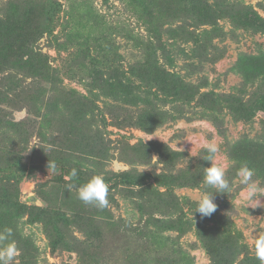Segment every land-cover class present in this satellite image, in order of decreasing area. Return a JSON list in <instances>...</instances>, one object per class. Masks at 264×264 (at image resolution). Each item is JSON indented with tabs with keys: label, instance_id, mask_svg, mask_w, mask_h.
<instances>
[{
	"label": "rangeland",
	"instance_id": "1",
	"mask_svg": "<svg viewBox=\"0 0 264 264\" xmlns=\"http://www.w3.org/2000/svg\"><path fill=\"white\" fill-rule=\"evenodd\" d=\"M253 16L264 20V0H0V231L13 230V264H161L173 249L184 264H216L234 244L246 249L231 264L256 258L264 207H245L238 183L231 195L214 194L219 238L200 234L191 207L216 191L202 182L211 166L205 139L218 143L230 182L244 143L255 144L251 168L264 184V81L243 75L253 71L249 59L264 55ZM21 45L34 57L11 79ZM198 45L205 53L193 51ZM138 65L144 80L128 70ZM174 75L191 86L187 96L175 92ZM127 81L128 91L120 85ZM209 92L224 97L200 99ZM97 174L109 184L104 209L78 199ZM121 174L144 181L127 185ZM159 195L175 199L183 231L151 221L173 219L147 204ZM147 221L157 241L123 226Z\"/></svg>",
	"mask_w": 264,
	"mask_h": 264
},
{
	"label": "clouds",
	"instance_id": "2",
	"mask_svg": "<svg viewBox=\"0 0 264 264\" xmlns=\"http://www.w3.org/2000/svg\"><path fill=\"white\" fill-rule=\"evenodd\" d=\"M186 140L193 144L191 140ZM200 147L207 153L203 160L210 162L211 165L204 168L202 182L216 191L204 192L198 198L195 213L198 212L202 217H210L217 209V204L214 202V194L227 193L231 195L237 183L241 187L238 200L245 207H264L261 199L264 198V184L254 179L255 170L247 162L240 163V166L236 169L235 180L230 182L226 174L230 165L221 159L218 143L214 139H205L200 142ZM177 148L184 150L178 145ZM55 167L54 163L49 162V169L54 170ZM77 175L78 170L73 168L70 176L75 178ZM68 187L71 190L73 185L70 184ZM77 194L78 199L86 205H94L104 209L109 204V184L101 174L94 175L87 182L80 185ZM12 234L13 230L11 228H5L0 231V264H13V261L19 255L16 242L10 239ZM253 240L256 258L260 261V264H264V234L259 232L256 236H253Z\"/></svg>",
	"mask_w": 264,
	"mask_h": 264
},
{
	"label": "trees",
	"instance_id": "3",
	"mask_svg": "<svg viewBox=\"0 0 264 264\" xmlns=\"http://www.w3.org/2000/svg\"><path fill=\"white\" fill-rule=\"evenodd\" d=\"M249 23L253 26V27H257V28H261L264 29V20H262L260 17L258 16H253L251 18H249ZM18 52L15 56V59L12 60L11 62V73H10V78L11 79H15L18 75H19V70L20 71H24L25 67H27L28 65H30V58L34 57V53H31V50L29 49V47H22V45L20 47H17ZM198 51V52H204L205 51V45H198L195 49H193V51ZM81 53H84V49ZM205 53V52H204ZM202 54V56L200 55V58H202L203 56H205V54ZM163 58L165 59L166 63L169 65H173V60L172 57L170 55V52L165 49L164 53L162 54ZM248 63L251 64V67L249 69L253 70L251 72H244L243 75H245V77L250 74L257 77H261L264 81V55H262L259 58H251L248 60ZM158 60L157 59H153V61L151 62V66H155L154 68H157L158 66ZM49 68V67H48ZM137 68V69H136ZM135 69H133L132 67H129L128 70L130 72H135L137 71V75L139 77L140 80H144V71H145V67L144 65H138ZM51 71H57V69H51ZM118 78L117 74L115 72H111V76L110 79L112 80H116ZM174 78L176 79V81L179 83V90H176L175 92H177L180 95H185L187 96V94H185L187 92V90L191 87L190 85H187L186 83H184V81L177 75H174ZM19 84H14V89L18 88ZM120 85L122 87H124L127 91L131 90V83L129 81L127 82H120ZM199 93V92H198ZM223 98L224 96H218V95H214L213 93L209 92V93H204L200 95V99L201 100H208L213 104H217L218 103V98ZM229 104H232L234 106H237L238 108L241 107V103L239 102V100L237 99H232L229 100ZM243 149L245 151L244 154L238 155L239 159L242 160V162H247L249 164L250 167H256V165H258L259 163L254 159L257 158L258 153L256 152L258 150V147H256L255 144L253 143H244L243 145ZM254 157V158H253ZM260 171L262 173V181H264V167L260 168ZM122 178V182L127 184V185H131V186H136V185H142L143 183V179L139 180L137 178H135L134 176L131 175H126V174H121V176H118V178ZM174 183V182H172ZM154 198V197H153ZM152 199H149L148 203H152L156 209H158L157 211H159L162 215L163 213H166V215H171V217H173V215H175L174 212H172L175 209V199H168L166 195H159L158 197L155 198V200L153 201ZM191 207L196 210V203L192 204ZM197 217V220L200 222V226L199 228V232L200 234L207 239H217L219 238V227H218V223L219 221L217 220V213L216 211L210 216V217H202L198 212L195 214ZM176 216V215H175ZM176 217H173V219H171V221H164L162 219H151V221H153L154 224H158L161 227H166V225L169 226H173L176 227L175 225H177L178 220L174 219ZM209 223H214L213 227L209 226ZM151 222H142V224L140 223L139 225H137L136 227H133L132 225H130L129 223H125L123 226H125V230L128 232H140L142 237H152V233L149 232L148 230V225H150ZM179 226L177 227V229L179 231H183L186 225L184 223L179 222L178 224ZM160 227V228H161ZM167 228V227H166ZM152 240H158L152 237ZM161 245H163L162 243H160ZM235 245V248L232 249V252L229 254V256H227V252L226 250L223 251V253L221 254V256H217V262L216 264H231V258L239 251L241 246L239 245ZM164 248L166 249V246L163 245ZM243 248L246 249V247L244 246ZM224 249V248H223ZM181 254L179 251L177 250H171V252L165 256L164 260H162L160 263L161 264H184V260L181 259ZM216 255V253H215ZM186 264V263H185ZM243 264H257V259L256 258H247Z\"/></svg>",
	"mask_w": 264,
	"mask_h": 264
}]
</instances>
